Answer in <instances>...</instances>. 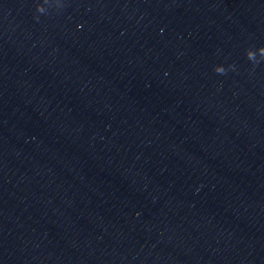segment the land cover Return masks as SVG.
<instances>
[{
	"label": "water",
	"instance_id": "95a60500",
	"mask_svg": "<svg viewBox=\"0 0 264 264\" xmlns=\"http://www.w3.org/2000/svg\"><path fill=\"white\" fill-rule=\"evenodd\" d=\"M0 264H264V0H0Z\"/></svg>",
	"mask_w": 264,
	"mask_h": 264
}]
</instances>
